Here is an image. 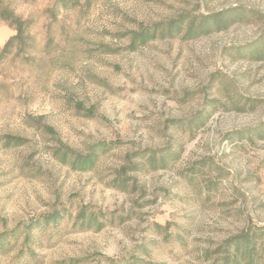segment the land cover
<instances>
[{"label":"rangeland","instance_id":"obj_1","mask_svg":"<svg viewBox=\"0 0 264 264\" xmlns=\"http://www.w3.org/2000/svg\"><path fill=\"white\" fill-rule=\"evenodd\" d=\"M52 7L21 2L32 45L0 59V264H213L264 226V61L236 58L264 0Z\"/></svg>","mask_w":264,"mask_h":264},{"label":"trees","instance_id":"obj_2","mask_svg":"<svg viewBox=\"0 0 264 264\" xmlns=\"http://www.w3.org/2000/svg\"><path fill=\"white\" fill-rule=\"evenodd\" d=\"M28 1L29 0H0V24L6 25L15 32V34L6 41L4 46L0 47V59L13 54H17L18 56L25 55L32 45L33 36L31 34V28L34 21L31 18L24 17L18 10L21 2ZM85 1L87 0H53V7L51 9L54 12H56L55 10L75 9L81 6ZM251 13L254 14L255 12L236 7L221 11L214 15L204 14L202 18L208 19L212 26L219 24L216 31H220V29H227L237 21L249 20V18L253 16ZM176 23L177 26L173 23V28L170 30L172 33L182 28L181 25L184 26L183 21H178ZM178 24H180V26H178ZM189 26L188 31L192 29L199 30V26L201 25L199 22L197 23L194 21L191 22ZM210 32L213 31L210 30L208 33ZM202 34H206V32ZM256 40L260 43L253 48L251 43ZM256 40L243 47H237L236 58L264 61V35ZM252 54L253 56L249 57V55ZM246 131L247 130L239 131L238 133L242 135L252 132ZM257 131L258 133L264 131V123L254 132ZM168 153L165 152L161 156L167 155ZM94 156L95 154L92 152L83 160H78V162L83 166L92 165L94 163ZM150 157H152L153 160H157L160 155L152 153ZM164 162L165 161H162L161 163ZM29 235L27 238L28 240ZM262 237H264V226H259L255 229H247L240 236L227 239L222 249L223 257L214 261L213 264H264V254L259 253V239Z\"/></svg>","mask_w":264,"mask_h":264}]
</instances>
